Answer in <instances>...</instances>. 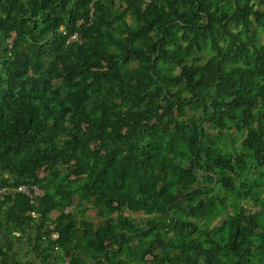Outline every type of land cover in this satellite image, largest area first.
Segmentation results:
<instances>
[{
	"label": "trees",
	"instance_id": "1",
	"mask_svg": "<svg viewBox=\"0 0 264 264\" xmlns=\"http://www.w3.org/2000/svg\"><path fill=\"white\" fill-rule=\"evenodd\" d=\"M0 174L47 264H264V0H0Z\"/></svg>",
	"mask_w": 264,
	"mask_h": 264
},
{
	"label": "crops",
	"instance_id": "2",
	"mask_svg": "<svg viewBox=\"0 0 264 264\" xmlns=\"http://www.w3.org/2000/svg\"><path fill=\"white\" fill-rule=\"evenodd\" d=\"M37 237L35 223L27 227L23 233L8 234L0 230V248L7 252V261L3 262L0 258V264H47L44 260L38 259L34 253ZM9 247L10 250L7 251Z\"/></svg>",
	"mask_w": 264,
	"mask_h": 264
},
{
	"label": "built area",
	"instance_id": "3",
	"mask_svg": "<svg viewBox=\"0 0 264 264\" xmlns=\"http://www.w3.org/2000/svg\"><path fill=\"white\" fill-rule=\"evenodd\" d=\"M92 12H93V7H91V13ZM61 33L66 38V43L67 44H72V43L81 44L82 43V39H81V37H80V35L78 33L69 34L64 29H61ZM14 37H15V34L11 33L9 38L6 41L8 47L11 46V44H12V42L14 40ZM31 190H32V192H31ZM18 193L27 194L29 198H32L35 195H39V191L38 190H36L34 188H29L27 185H21V186H18V187H3V188L0 189V196L14 195V194H18ZM51 238L53 240H55L57 238V235L53 234L51 236Z\"/></svg>",
	"mask_w": 264,
	"mask_h": 264
},
{
	"label": "rangeland",
	"instance_id": "4",
	"mask_svg": "<svg viewBox=\"0 0 264 264\" xmlns=\"http://www.w3.org/2000/svg\"><path fill=\"white\" fill-rule=\"evenodd\" d=\"M196 53L197 54H199V53L208 54L209 51H208L207 48H198V49H196ZM130 64L132 65V67H134L136 63H135L134 60H131ZM42 175H43V173L42 172H39V176H42ZM4 177L5 176L3 174L2 175L0 174V179H2ZM201 180L202 181H205V182H208V179L207 178H202ZM256 189L258 191L264 193V182L261 179H258L257 180ZM39 194H40V192H39ZM71 208H72V206H70V205L67 206V209H66L67 213H70ZM122 213H123V215H124L125 218H129V219H132V220H137V219H139V218L142 217L141 211L138 210V208H136L132 212H129L127 210H124V211H122ZM209 229H210V226L207 225V230H209ZM176 235H177V230L175 229V230L172 231L171 236L174 237ZM169 244H170V239L169 240H166L165 239L164 241L162 240V242H161L162 249H165ZM123 245H125V241H123ZM137 255H139V254H137ZM137 255H135V256H137Z\"/></svg>",
	"mask_w": 264,
	"mask_h": 264
}]
</instances>
